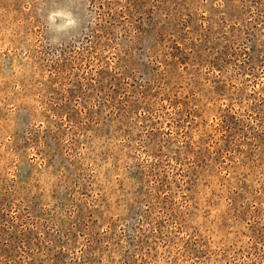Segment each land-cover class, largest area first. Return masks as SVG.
<instances>
[{"label": "rangeland", "instance_id": "1", "mask_svg": "<svg viewBox=\"0 0 264 264\" xmlns=\"http://www.w3.org/2000/svg\"><path fill=\"white\" fill-rule=\"evenodd\" d=\"M0 264H264V0H0Z\"/></svg>", "mask_w": 264, "mask_h": 264}]
</instances>
